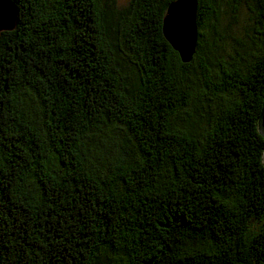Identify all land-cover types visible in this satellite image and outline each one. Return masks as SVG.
I'll return each instance as SVG.
<instances>
[{"label": "trees", "instance_id": "obj_1", "mask_svg": "<svg viewBox=\"0 0 264 264\" xmlns=\"http://www.w3.org/2000/svg\"><path fill=\"white\" fill-rule=\"evenodd\" d=\"M11 1L0 264H264V0L228 60L225 0H198L187 64L161 32L174 0Z\"/></svg>", "mask_w": 264, "mask_h": 264}, {"label": "water", "instance_id": "obj_2", "mask_svg": "<svg viewBox=\"0 0 264 264\" xmlns=\"http://www.w3.org/2000/svg\"><path fill=\"white\" fill-rule=\"evenodd\" d=\"M198 0H174L166 8L161 32L182 64L190 63L198 42ZM17 11L11 0H0V33L16 26ZM259 134L264 138V104L257 121Z\"/></svg>", "mask_w": 264, "mask_h": 264}, {"label": "rangeland", "instance_id": "obj_3", "mask_svg": "<svg viewBox=\"0 0 264 264\" xmlns=\"http://www.w3.org/2000/svg\"><path fill=\"white\" fill-rule=\"evenodd\" d=\"M106 0H102L105 5ZM129 0H114V7L122 9ZM216 54L224 59H230L238 53L244 54L251 44L252 21L247 0H225L219 8ZM204 102V101H203ZM188 123L192 124V109ZM264 158V155H263Z\"/></svg>", "mask_w": 264, "mask_h": 264}]
</instances>
